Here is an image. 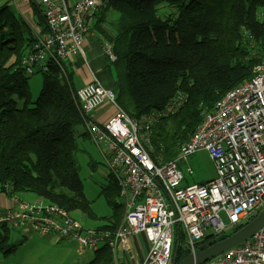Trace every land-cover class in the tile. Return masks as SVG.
Wrapping results in <instances>:
<instances>
[{"label": "trees", "instance_id": "1", "mask_svg": "<svg viewBox=\"0 0 264 264\" xmlns=\"http://www.w3.org/2000/svg\"><path fill=\"white\" fill-rule=\"evenodd\" d=\"M29 2L40 34H46ZM163 5L175 8L176 15L161 18ZM109 11L117 15L112 32L95 28L112 45L116 60L109 62L98 42L91 71L131 119L164 113L170 102L182 98L179 110L157 120L147 136L146 151L156 163L173 161L203 117L264 61V0H108L102 22ZM38 35L9 7L0 8V196L24 203L20 196L30 193L68 214L99 220L97 230H114L123 216L116 180L108 179L101 190L111 215L98 219L73 160V130L82 124L73 80L82 60L72 65L49 57L32 68L25 60L36 55ZM34 74H41L42 86L32 101L28 81ZM8 233L0 224L4 257L16 250ZM111 262L104 247L88 264Z\"/></svg>", "mask_w": 264, "mask_h": 264}, {"label": "built area", "instance_id": "2", "mask_svg": "<svg viewBox=\"0 0 264 264\" xmlns=\"http://www.w3.org/2000/svg\"><path fill=\"white\" fill-rule=\"evenodd\" d=\"M31 2L47 30L37 36L36 55L25 60L35 68L49 57L73 65L83 55L90 22L108 0ZM104 55L109 62L116 60L111 44L104 45ZM73 99L86 136L117 182L122 219L114 230H97L84 227L58 206L11 199L9 208H0V224L21 237L52 235L73 241L80 256L106 247L112 264H171L174 256L178 262L205 238L225 233L264 203V61L203 117L176 158L163 164L146 151L148 132L157 120L175 114L182 98L170 102L164 113L131 119L90 71V82L74 90ZM104 104L113 107L112 116L105 122L91 120ZM201 152L213 165V179L184 185L180 165ZM185 173L191 176L193 170L186 166ZM137 236L147 243L142 256L141 249L132 245ZM205 264H264V227Z\"/></svg>", "mask_w": 264, "mask_h": 264}, {"label": "rangeland", "instance_id": "3", "mask_svg": "<svg viewBox=\"0 0 264 264\" xmlns=\"http://www.w3.org/2000/svg\"><path fill=\"white\" fill-rule=\"evenodd\" d=\"M8 7L10 10L14 9L13 6L9 5ZM176 13L175 8L166 5L158 8V14L161 18L171 15L174 16ZM116 19L117 15L114 12L109 11L106 15V24L100 28L106 34L111 33ZM93 31L95 32V37L92 38H95L102 44H106L103 35L96 29ZM94 53H96V51ZM95 55L96 54H94V56ZM80 58L82 60V65L79 68L77 67V69H79V71L85 70L83 72H88V70L91 71V65L86 61L84 53ZM86 58L88 61L90 60L88 56H86ZM28 85L31 100L35 101L42 86L41 74H34L31 76ZM92 115L91 120H93ZM73 131L77 147L73 154V160L78 168V176L83 185L84 196L90 203V210L98 219L107 218L111 215V210L107 205L104 196L101 194V190L107 185L108 179L111 180V173H109L104 167L100 155L97 154L93 144L81 135L82 129L76 127ZM186 166L192 168L193 174L191 176H188L185 173ZM180 169L184 172L185 180L187 179L188 182L197 183L205 180L209 181L214 177L213 165L205 153L195 154L189 158L186 164H181ZM20 199L25 201L24 203L30 204L37 201L36 196L30 193L21 195ZM72 216L80 221V223L86 228H94L100 224L99 220L95 221L89 219L86 215L80 212L73 213ZM223 221L226 223L224 217ZM6 229L9 232L7 236L8 243L10 245H15L16 250L8 257H4L0 253V264H88L92 260L93 254L91 252H87L83 256L78 255V246L73 241L59 240L52 235L44 238L36 234L32 235L30 238H24L21 237L17 231L8 227H6ZM20 238L24 239L21 243L16 241ZM176 242L178 243V240ZM140 245L143 246L141 242ZM137 247L140 248L139 244ZM182 258L183 257H179V260Z\"/></svg>", "mask_w": 264, "mask_h": 264}, {"label": "crops", "instance_id": "4", "mask_svg": "<svg viewBox=\"0 0 264 264\" xmlns=\"http://www.w3.org/2000/svg\"><path fill=\"white\" fill-rule=\"evenodd\" d=\"M70 3H73L75 0H68ZM6 5L7 7L13 6L14 9L13 10H9L15 15L18 16L20 18H22L23 21H25V23L31 28L32 31H34L35 34H40V28L37 27L36 25V21L34 20L33 14H32V10L30 7V2L29 0H1L0 1V8L2 6ZM106 20V17H105ZM102 22V16L100 14H98L96 16V18L94 20H92L89 24L90 27V32L88 33L87 37H86V41L84 44V56L85 59L86 56H88L90 58L89 61H87L88 63H91L94 54H97V43L99 42L98 40H96L95 38V32L93 31L95 28V26L97 25L99 28L101 26H104L106 24V21ZM101 29V28H100ZM97 30V29H96ZM108 44V43H106ZM104 44V45H106ZM96 51V53H94ZM88 60V59H87ZM85 70H81L79 71V69L75 70V75H74V80H73V86L74 89H78L83 87V85L87 84L90 82V71L88 70V72H83ZM98 72V71H97ZM113 114V107L109 106L107 104H104L103 106H101L97 111H95L92 115V119L94 122H105L107 121L110 116H112ZM82 129V136L87 138V140L91 142L90 138L88 136H86L85 134V127L83 125V123L81 124V126H79ZM93 144V143H92ZM94 146V144H93ZM95 147V146H94ZM97 154L99 155V152L97 150V148L95 147ZM203 153V152H201ZM191 168V167H190ZM192 169V168H191ZM213 179V178H212ZM186 183L188 184H198V183H203L205 181H201V182H188V180H185ZM20 200V198H19ZM12 203V200L10 198H7L5 196H0V208L5 209V208H9L10 205ZM16 236V235H15ZM15 238V237H14ZM45 238V237H44ZM22 238L16 240L17 242L21 241ZM140 242L142 243L143 246L140 245ZM141 249V254L140 256H142L143 254H145L146 250H147V243L145 242L143 236H137L133 241H132V245H138Z\"/></svg>", "mask_w": 264, "mask_h": 264}, {"label": "water", "instance_id": "5", "mask_svg": "<svg viewBox=\"0 0 264 264\" xmlns=\"http://www.w3.org/2000/svg\"><path fill=\"white\" fill-rule=\"evenodd\" d=\"M262 227L264 203L230 230L200 244L193 253L186 254L178 262L174 256L171 264H205L225 251L245 243Z\"/></svg>", "mask_w": 264, "mask_h": 264}]
</instances>
